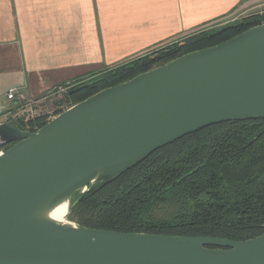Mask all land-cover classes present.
<instances>
[{
	"label": "water",
	"instance_id": "water-1",
	"mask_svg": "<svg viewBox=\"0 0 264 264\" xmlns=\"http://www.w3.org/2000/svg\"><path fill=\"white\" fill-rule=\"evenodd\" d=\"M264 119V24L67 109L36 132L0 125V264H264L247 241L125 234L68 216L161 148L213 125ZM68 199V224L46 217Z\"/></svg>",
	"mask_w": 264,
	"mask_h": 264
},
{
	"label": "trees",
	"instance_id": "trees-1",
	"mask_svg": "<svg viewBox=\"0 0 264 264\" xmlns=\"http://www.w3.org/2000/svg\"><path fill=\"white\" fill-rule=\"evenodd\" d=\"M262 24L264 14H252L62 85L68 89L66 105L70 108ZM11 120L30 132L49 122L42 117L29 123ZM68 219L82 227L125 234L238 242L263 235L264 119L213 125L159 149L73 207Z\"/></svg>",
	"mask_w": 264,
	"mask_h": 264
},
{
	"label": "crops",
	"instance_id": "crops-1",
	"mask_svg": "<svg viewBox=\"0 0 264 264\" xmlns=\"http://www.w3.org/2000/svg\"><path fill=\"white\" fill-rule=\"evenodd\" d=\"M261 7L264 0H0V118L15 104L13 88L37 100Z\"/></svg>",
	"mask_w": 264,
	"mask_h": 264
},
{
	"label": "rangeland",
	"instance_id": "rangeland-1",
	"mask_svg": "<svg viewBox=\"0 0 264 264\" xmlns=\"http://www.w3.org/2000/svg\"><path fill=\"white\" fill-rule=\"evenodd\" d=\"M252 14H264V7L258 8L256 10H251L243 14H234L224 22L217 25L216 27H221L234 21L241 20ZM67 92L68 89L62 93L56 92L54 95H50L49 98H47L41 103L42 105L39 104L36 108H32L25 104H22L21 106L14 104L13 107H11L7 112V116H5V119L8 120L9 118H22L25 123H29L33 122L34 120H36V118H38L37 116L32 118L34 115H38L42 117V119L50 121L56 116H58V113L65 112L67 109H69L65 102V96ZM41 114L45 115L43 116Z\"/></svg>",
	"mask_w": 264,
	"mask_h": 264
},
{
	"label": "built area",
	"instance_id": "built-area-1",
	"mask_svg": "<svg viewBox=\"0 0 264 264\" xmlns=\"http://www.w3.org/2000/svg\"><path fill=\"white\" fill-rule=\"evenodd\" d=\"M67 90V87H59L57 90H55L54 92H52L51 94L46 95L45 97L39 98L37 100H33V101H27L23 96L20 95L19 91L15 88L9 90L8 94H7V99L9 101H14L15 105L21 106L22 104L28 105L32 108H36L37 105L41 104L43 101H45L47 98L50 97V95H54L56 92L62 93L65 92ZM42 105V104H41ZM41 115H45V114H41ZM35 116L40 117L38 115H34L32 118H34ZM54 119V118H53ZM51 121V120H50ZM8 122L7 120H3L0 118V125L2 123ZM30 132V131H29ZM9 147H3L0 148V157H3L6 153V151L8 150Z\"/></svg>",
	"mask_w": 264,
	"mask_h": 264
},
{
	"label": "bare ground",
	"instance_id": "bare-ground-1",
	"mask_svg": "<svg viewBox=\"0 0 264 264\" xmlns=\"http://www.w3.org/2000/svg\"><path fill=\"white\" fill-rule=\"evenodd\" d=\"M68 202H69L68 199H64L58 202L46 213V217L60 224H68L67 222Z\"/></svg>",
	"mask_w": 264,
	"mask_h": 264
}]
</instances>
